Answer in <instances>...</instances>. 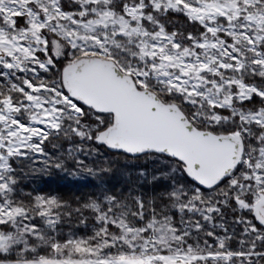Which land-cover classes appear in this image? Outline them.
Returning <instances> with one entry per match:
<instances>
[{
	"label": "snow or ice",
	"instance_id": "1",
	"mask_svg": "<svg viewBox=\"0 0 264 264\" xmlns=\"http://www.w3.org/2000/svg\"><path fill=\"white\" fill-rule=\"evenodd\" d=\"M0 264H264V0H0Z\"/></svg>",
	"mask_w": 264,
	"mask_h": 264
},
{
	"label": "trees",
	"instance_id": "2",
	"mask_svg": "<svg viewBox=\"0 0 264 264\" xmlns=\"http://www.w3.org/2000/svg\"><path fill=\"white\" fill-rule=\"evenodd\" d=\"M40 183L46 192L64 197H70L74 194L79 195L82 190L81 182L60 174H53L51 177L42 178Z\"/></svg>",
	"mask_w": 264,
	"mask_h": 264
}]
</instances>
